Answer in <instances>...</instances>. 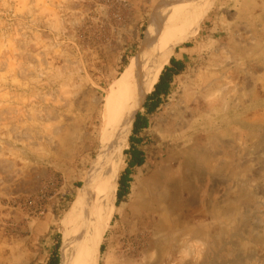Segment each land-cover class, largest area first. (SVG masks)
<instances>
[{"label":"rangeland","instance_id":"1","mask_svg":"<svg viewBox=\"0 0 264 264\" xmlns=\"http://www.w3.org/2000/svg\"><path fill=\"white\" fill-rule=\"evenodd\" d=\"M171 1L0 0V264L60 254L104 94ZM212 2L98 264H264V0Z\"/></svg>","mask_w":264,"mask_h":264},{"label":"bare ground","instance_id":"2","mask_svg":"<svg viewBox=\"0 0 264 264\" xmlns=\"http://www.w3.org/2000/svg\"><path fill=\"white\" fill-rule=\"evenodd\" d=\"M212 5V0H172L153 18L141 52L105 92L89 142L94 158L63 221L60 264H98L103 236L118 208L121 162L136 114L174 51L197 32Z\"/></svg>","mask_w":264,"mask_h":264},{"label":"trees","instance_id":"3","mask_svg":"<svg viewBox=\"0 0 264 264\" xmlns=\"http://www.w3.org/2000/svg\"><path fill=\"white\" fill-rule=\"evenodd\" d=\"M150 30L148 26L146 33ZM128 63L125 61L124 65ZM185 63L182 60H178L172 57L170 63L162 70L158 82L154 85L152 91L148 94L144 103L145 113L136 114V118L133 124V133L129 139V148L125 151V154L129 157L127 160V166L124 172L120 175L118 180L117 189V206H121L123 202H126L128 196L131 194V184L133 182L132 171L136 167H142L146 163V156L141 150L140 146L143 143L141 134L143 131L149 128V116L155 113V111L163 104L164 98H166L171 90L173 80L176 76H179L185 70ZM127 139V142H128ZM80 187V183L78 184ZM60 244L57 243L56 247L48 260L47 264H60L59 254ZM104 251V245L101 246V252Z\"/></svg>","mask_w":264,"mask_h":264},{"label":"crops","instance_id":"4","mask_svg":"<svg viewBox=\"0 0 264 264\" xmlns=\"http://www.w3.org/2000/svg\"><path fill=\"white\" fill-rule=\"evenodd\" d=\"M150 31V30H149ZM158 82V81H157Z\"/></svg>","mask_w":264,"mask_h":264},{"label":"water","instance_id":"5","mask_svg":"<svg viewBox=\"0 0 264 264\" xmlns=\"http://www.w3.org/2000/svg\"><path fill=\"white\" fill-rule=\"evenodd\" d=\"M136 118V117H135Z\"/></svg>","mask_w":264,"mask_h":264}]
</instances>
